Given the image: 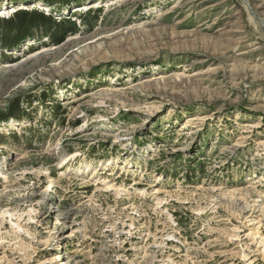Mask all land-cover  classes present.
Here are the masks:
<instances>
[{"label":"rangeland","instance_id":"rangeland-1","mask_svg":"<svg viewBox=\"0 0 264 264\" xmlns=\"http://www.w3.org/2000/svg\"><path fill=\"white\" fill-rule=\"evenodd\" d=\"M68 6L0 41V264H264V0Z\"/></svg>","mask_w":264,"mask_h":264},{"label":"trees","instance_id":"trees-1","mask_svg":"<svg viewBox=\"0 0 264 264\" xmlns=\"http://www.w3.org/2000/svg\"><path fill=\"white\" fill-rule=\"evenodd\" d=\"M42 1L53 9L68 8V5L79 3V0ZM91 12L92 10L85 13V15ZM95 13H100V9L95 11ZM69 23L70 20L55 22L51 17H46L36 11H19L7 20L0 19V41H4L3 48L5 50L16 49L25 38L31 37L32 30H40L46 31V34L49 32L52 43L60 44L67 36H73L78 32L76 26H72ZM54 31L55 33L51 34ZM17 103L15 105L19 107L20 103L18 101ZM8 113H11V111ZM6 117L0 116V120H5L7 119Z\"/></svg>","mask_w":264,"mask_h":264},{"label":"bare ground","instance_id":"bare-ground-1","mask_svg":"<svg viewBox=\"0 0 264 264\" xmlns=\"http://www.w3.org/2000/svg\"><path fill=\"white\" fill-rule=\"evenodd\" d=\"M71 156H72V155H68V156L65 157V163L71 161V160L69 159ZM62 263H63V262H62Z\"/></svg>","mask_w":264,"mask_h":264}]
</instances>
